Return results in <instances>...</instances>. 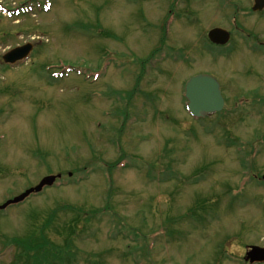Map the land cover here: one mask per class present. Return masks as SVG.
Here are the masks:
<instances>
[{
  "label": "rangeland",
  "instance_id": "obj_1",
  "mask_svg": "<svg viewBox=\"0 0 264 264\" xmlns=\"http://www.w3.org/2000/svg\"><path fill=\"white\" fill-rule=\"evenodd\" d=\"M52 1L47 13H0V205L45 175L74 177L0 211V264H249L248 248L264 245V183L245 186L243 175L264 174L254 134L264 107L240 104L264 88V13L236 15L252 0ZM216 27L234 30L225 50H210ZM24 44L32 58L7 66L3 55ZM161 46L179 58L168 52L151 66ZM59 60L111 65L96 83L53 79ZM198 72L219 79L226 101L204 121L188 116L182 96ZM122 158L130 167H116Z\"/></svg>",
  "mask_w": 264,
  "mask_h": 264
},
{
  "label": "water",
  "instance_id": "obj_2",
  "mask_svg": "<svg viewBox=\"0 0 264 264\" xmlns=\"http://www.w3.org/2000/svg\"><path fill=\"white\" fill-rule=\"evenodd\" d=\"M254 1V11L262 10L264 8V0ZM209 37L215 43L224 44L229 40V33L223 29L216 28L210 31ZM31 48V45L16 48L7 53L4 56V59L8 63H16L27 57ZM186 97L189 100V109L196 116H204L221 111L224 106V99L221 94L219 82L215 78L206 74H199L188 81L186 86ZM54 180L55 177L53 176L44 178L37 187L31 188L26 193L12 201H8L6 204L0 206V209L6 208L13 202L22 201L30 193L40 191L44 185H50ZM248 257L251 258V261H264V248L252 247V250L248 253Z\"/></svg>",
  "mask_w": 264,
  "mask_h": 264
},
{
  "label": "flooded vegetation",
  "instance_id": "obj_3",
  "mask_svg": "<svg viewBox=\"0 0 264 264\" xmlns=\"http://www.w3.org/2000/svg\"><path fill=\"white\" fill-rule=\"evenodd\" d=\"M257 80L262 84V79L257 76ZM246 101H251L252 105H261L264 102V88L260 87L259 84L257 88L253 89Z\"/></svg>",
  "mask_w": 264,
  "mask_h": 264
},
{
  "label": "trees",
  "instance_id": "obj_4",
  "mask_svg": "<svg viewBox=\"0 0 264 264\" xmlns=\"http://www.w3.org/2000/svg\"><path fill=\"white\" fill-rule=\"evenodd\" d=\"M36 243H37V247H38V246H39V245H38V242H36ZM54 251H56V250H53V251H51V252H54Z\"/></svg>",
  "mask_w": 264,
  "mask_h": 264
},
{
  "label": "bare ground",
  "instance_id": "obj_5",
  "mask_svg": "<svg viewBox=\"0 0 264 264\" xmlns=\"http://www.w3.org/2000/svg\"><path fill=\"white\" fill-rule=\"evenodd\" d=\"M175 22H173V24H174ZM173 24H172V26H173ZM171 31V30H170Z\"/></svg>",
  "mask_w": 264,
  "mask_h": 264
}]
</instances>
